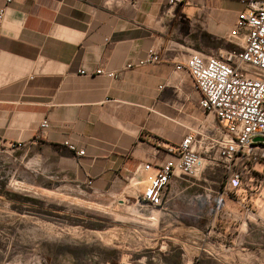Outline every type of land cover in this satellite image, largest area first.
<instances>
[{
  "label": "crops",
  "instance_id": "obj_1",
  "mask_svg": "<svg viewBox=\"0 0 264 264\" xmlns=\"http://www.w3.org/2000/svg\"><path fill=\"white\" fill-rule=\"evenodd\" d=\"M134 2L0 0V9L7 7L0 24V162L10 144L20 143L31 153L34 189L89 195L111 203V212L123 205L133 213L128 215L151 231L138 237L134 252L143 245L150 254L127 255L120 264H170L174 249L181 264L204 252L214 259L222 253L227 264H264V193L232 197L222 192L221 181L215 183L207 230L199 226L206 208L179 204L190 180H174L169 201L153 212L158 223L147 222L149 212L136 204L123 203L136 168L169 159L165 147L179 144L203 117L192 76L176 66L194 53L237 50L228 35L244 9L240 0ZM150 47L162 62L125 70ZM99 69L121 73L110 79L95 74ZM219 172L205 175L212 179ZM149 174H135L138 190L148 186Z\"/></svg>",
  "mask_w": 264,
  "mask_h": 264
},
{
  "label": "built area",
  "instance_id": "obj_2",
  "mask_svg": "<svg viewBox=\"0 0 264 264\" xmlns=\"http://www.w3.org/2000/svg\"><path fill=\"white\" fill-rule=\"evenodd\" d=\"M127 1L135 4L134 0ZM167 1L170 6H179L190 0ZM4 2L9 5L12 0ZM240 2L244 9L237 14L228 35L237 50L207 57L194 53L184 64L176 66V71H187L192 76L201 94L199 106L204 117L188 129L179 144L165 147L169 159L139 165L128 178L123 203L132 201L148 211L149 223L159 222L153 212L169 201L176 179L203 181L207 171H221L222 192L232 197L239 191L264 193V0ZM6 9H0V24ZM162 61L161 53L150 47L142 59L126 64L125 70ZM120 73L104 69L95 72L110 79L118 78ZM81 74L92 75L85 71ZM48 127V121L43 120L41 128ZM69 148L75 150L72 145ZM140 171L150 173L143 191L135 187L140 182L134 176ZM87 184L91 186L92 182ZM246 211L251 214L247 207Z\"/></svg>",
  "mask_w": 264,
  "mask_h": 264
},
{
  "label": "rangeland",
  "instance_id": "obj_3",
  "mask_svg": "<svg viewBox=\"0 0 264 264\" xmlns=\"http://www.w3.org/2000/svg\"><path fill=\"white\" fill-rule=\"evenodd\" d=\"M30 154L29 151L26 155L16 144H10L7 154H2L0 264H120L127 255L150 254L141 244L140 250L134 252L138 237H146L151 231L142 222L133 220L130 216L133 213L123 205H117L111 212V203L89 195L55 196L31 187L32 166L27 164ZM222 177L219 172L212 179L204 175L205 181H191L192 187L184 191L179 201L187 207L206 208L199 225L204 230L211 228L212 195L217 190L215 183H220ZM56 186L57 190H63L62 184ZM141 188L144 190L146 185ZM132 204V201L124 203ZM253 206L257 207V203ZM223 243L227 245V241ZM202 248L209 250L206 245ZM174 250V262L170 264H181L177 261L181 252ZM221 254L214 259L204 252L192 264H227L221 261Z\"/></svg>",
  "mask_w": 264,
  "mask_h": 264
}]
</instances>
